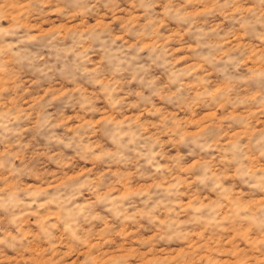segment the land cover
<instances>
[{"label": "clouds", "instance_id": "9594fccd", "mask_svg": "<svg viewBox=\"0 0 264 264\" xmlns=\"http://www.w3.org/2000/svg\"><path fill=\"white\" fill-rule=\"evenodd\" d=\"M224 5L219 0H31V12L42 26L63 23L69 17L84 23L66 38L53 32L35 40L31 29L0 24V72L18 70L22 82L24 72L35 80L36 73L46 76L56 69L53 79H57L70 64L73 79L83 83L66 88L83 91L78 109L87 114L69 134L56 130L59 121L46 110L50 119L42 127L37 125L33 133L36 106L24 107L20 89L7 85L0 90V146L5 149L0 152V182L8 186L0 189L4 218H23L43 205L45 212L59 215L58 228L68 229L65 239L77 250L94 238L85 227L94 216L111 225L107 233L113 239L110 247L119 246L115 232L122 222H135L142 229L138 235L158 228L153 244L166 250L184 247L180 241L185 235L205 225L213 236L217 226H239L240 231H250L247 242H234L244 250L236 259L249 258L252 264L264 257V127L256 124H264V0H224ZM198 6L209 8L206 15L210 16L223 10L231 22L229 35L222 36L211 22L198 21L193 14ZM56 8L61 9L59 15L52 14ZM128 16L138 18L125 24ZM113 17L118 23H111ZM97 21L99 27L85 31ZM177 28L199 37L188 53L193 67L200 66L199 73L191 68L183 71L186 66L175 63L174 49L164 43L165 33ZM234 35H242L244 41L232 43ZM143 45L148 47L141 52ZM30 46H39V54L24 55ZM250 51L257 52L255 62L245 64ZM241 65L252 71L241 70ZM209 72L212 75H205ZM202 75L206 86H188L199 85ZM224 83L227 89L208 96L214 85ZM9 96L14 101L11 105ZM130 104L135 105L140 120L134 114L125 118L132 111ZM220 104L225 107L217 120L228 111H234L236 118L221 124L208 121L195 135H185L194 131L184 123L194 118L192 111L198 116L215 111ZM101 111L111 119L95 126ZM232 133L236 135L226 140ZM33 138L46 143L51 160L29 159L24 146L31 149ZM176 156L183 158L179 164ZM61 159L71 160L68 169L57 163ZM193 161L196 164L188 172L180 171ZM89 166L92 171H87ZM80 169L85 170L82 176L76 175ZM49 172L55 175L50 177ZM68 176L72 179H64ZM125 181L130 188H143L135 196L122 198ZM192 194L197 199L185 209V198ZM237 200L259 203L236 211ZM225 214L229 219L221 225ZM57 234L50 224L39 239L0 226V258L19 260L33 247H43L45 240L55 245ZM135 247L136 258L127 264H139L145 248ZM151 255L155 257L156 252ZM194 259L186 252L176 264Z\"/></svg>", "mask_w": 264, "mask_h": 264}, {"label": "rangeland", "instance_id": "374dc122", "mask_svg": "<svg viewBox=\"0 0 264 264\" xmlns=\"http://www.w3.org/2000/svg\"><path fill=\"white\" fill-rule=\"evenodd\" d=\"M219 4L222 7L224 5V0H219ZM128 7H131L129 4ZM61 9L56 8L53 15H59ZM232 11H238L234 9ZM209 8H204L198 6L194 9L193 14L202 24L205 22H211L212 26L221 31V35H229L228 28L230 27V21L225 17L223 10L216 13L215 16L206 15L209 13ZM123 15V13H120ZM80 15H83L82 13ZM35 13L31 12V0H0V24H3L5 27H12L19 25L24 29H31L34 33L32 37L35 40L38 37L47 36L49 33H62V36L66 38L68 33L73 32L75 29L80 28L84 23L83 20H80L78 23L74 22L72 17H69L63 23H58L55 25H41L35 20ZM138 17L128 16L125 20V24H131ZM111 23H118L116 17H113ZM100 21H97L95 25L90 26V30L93 27H99ZM107 27L108 25H104ZM124 25H121L123 27ZM43 28V30H42ZM164 28L163 24L160 26L162 31ZM120 37L117 36V39ZM199 37L191 36L187 31H180L179 28L176 30L166 32L164 35V43L171 45L174 49L173 55L177 58L175 63L177 65H185L186 67L182 69L187 71L189 68L193 72L199 73L201 68L199 65L193 67L188 53L192 50L191 46L198 41ZM237 40L244 41L242 35L231 36L232 43H236ZM239 47V45H237ZM247 47V44L244 45ZM148 45H143L140 49L141 52L147 48ZM227 48L228 45H225ZM204 52L211 51L208 48H202ZM39 46H30L28 51L24 55L39 54ZM221 56L225 55L224 52L220 53ZM257 56L256 51H250L248 54V59L245 61V64L254 63V57ZM36 67H40L39 64ZM47 70V69H45ZM241 70H246L251 72V68L245 69L241 65ZM205 75H212V73H206ZM25 79L21 82V72L16 70H5L0 72V77H6L0 80V90H4L5 86L11 85L14 89H20V95L23 97L24 107L29 105L36 106V113L34 114L33 122V133L36 132L37 125L43 126V122H46L50 117L46 115V110L52 111L53 115H56L57 120L59 121L58 127L56 130L65 131L71 134L75 127H79L82 122V118L86 116L85 113H80L78 109V101L83 97L84 93L82 90L79 92L77 89L66 88L72 87L76 83H83V81L73 79L72 66L70 64L66 65L64 71L56 77V69H53L48 75H40L36 73L38 79L34 80V77L30 78V74L27 72L23 73ZM34 81V82H33ZM41 84H45L41 86ZM189 87H198L206 86V81L202 75L199 81V85L190 84ZM227 89V83L214 85L212 90L208 93L209 97L215 96L221 90ZM193 95L198 96V93H193ZM250 97H245L244 100H248ZM244 100L241 103H244ZM47 101V103H43ZM14 103L11 96L8 97V104L11 105ZM195 102H193L194 106ZM224 105L220 104L217 106L215 111L201 112L198 116L195 111L191 112V117L187 118L184 123L189 129H193V132L185 133V135H195L196 132L202 130V126L205 122L216 120L217 124H221L225 121H230L236 118L234 111H228L226 115H221L217 120L218 113L223 112ZM129 109L132 111L129 113V118L133 114L135 115L136 120H140L141 117L138 113H135V105L130 104ZM155 112H159L160 109L156 108ZM168 115H174V113H169ZM246 115V114H244ZM27 120L28 117H25ZM111 119V116L106 112L101 111L96 115L95 126H98L102 120ZM84 123H88V120H84ZM257 126L264 127L260 121H256ZM236 133H232L230 136H226V140L232 138ZM54 137H49L53 139ZM32 148L29 149L28 145H25V151L29 153V159L39 160H51L52 157L47 153V145L43 141L40 143L36 142V139L31 140ZM43 145V146H42ZM50 147V146H49ZM95 147L100 148V144H96ZM4 147L0 146V152L4 151ZM56 155H59L58 153ZM183 159L180 156H176V160L179 164V161ZM58 164L64 169H68L71 165V160L65 162L64 160H58ZM196 164V161H193L192 164L188 167L180 168L182 173L189 171L191 167ZM87 171H92L91 166H89ZM85 170L80 169L76 172V175H84ZM48 176H54V172L47 173ZM102 173L97 175V179ZM115 175V173H113ZM37 182L39 178L37 177ZM64 179H72V176L65 177ZM63 182V180H61ZM8 187L0 182V189ZM151 187V185H149ZM143 188V185L130 188L127 186V181L122 186L120 192L121 197L125 196H135ZM147 189H145L146 191ZM38 191V190H37ZM197 199L195 194H192L189 198H185L184 208H190L193 201ZM206 199V198H205ZM227 199V198H226ZM257 202H245L240 203L239 200L235 201L236 211H243L249 208L255 207ZM44 206L40 205V208L37 211L32 212L30 215H26L23 218L5 219L3 213H0V226L8 227L13 232L23 231L24 235L28 238H37L39 239V234L43 233L44 228L50 224L51 231L57 232L55 236L57 243L55 245H49L47 240L44 241V246H35L30 250V254H26L19 260L8 259L5 260L0 258V264H127L130 259H135L137 255L136 245H140L145 248V251L140 253L139 264H176L177 258L184 256L186 252L191 253L195 256L194 260H189L188 264H249V258L243 260H237V256L242 255L243 249L238 248L234 242L237 240H242L247 242L248 233L250 229L245 228L243 231L239 230V226L234 228L217 226L216 235L213 236L211 230L207 225L200 227L197 230L191 232L190 234L185 235V239L181 240L180 243L185 246L182 248L168 249L165 248H156V245L153 244V241L156 239L159 232L158 228H153L150 234L147 235H138L142 229L133 222L127 223L122 222L117 225L118 231L115 232V240L119 243L118 247H110L113 245V239L107 237L111 225L107 220H103L101 217H92L91 222L85 225L89 232L94 233V238L91 242L85 241L84 245L81 246L78 250L69 243L64 236V233L68 232L67 228L59 227V215L53 214L51 212H45ZM140 216H143V213H140ZM228 216L225 214L220 220V224L224 225L228 221ZM115 223V219H113ZM92 224L98 225L96 228H92ZM190 238V239H189ZM255 239V237H253ZM257 244L260 241H256ZM99 249V251H98ZM156 252V256L153 257L152 252ZM103 256L104 259H100ZM147 257V258H145ZM252 264H264V257H260L258 260L254 259Z\"/></svg>", "mask_w": 264, "mask_h": 264}]
</instances>
